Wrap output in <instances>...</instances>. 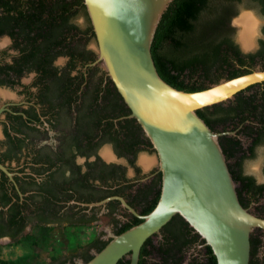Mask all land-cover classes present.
<instances>
[{
    "label": "flooded vegetation",
    "instance_id": "af4514ba",
    "mask_svg": "<svg viewBox=\"0 0 264 264\" xmlns=\"http://www.w3.org/2000/svg\"><path fill=\"white\" fill-rule=\"evenodd\" d=\"M243 1L237 3L238 12ZM247 1L264 18V3ZM79 17L74 21L80 33L71 44L78 52L50 55L44 68L25 62L8 75L0 74L13 82L0 84V88L16 93L0 105V161L12 174L0 168V241L28 235L37 225L92 227L88 241L39 264L90 262L115 235L142 219L159 201L163 188L156 149L131 116L103 64L96 63L98 51L89 42L94 40L97 49V36L89 30L86 18ZM230 25L235 31L232 20ZM2 37L10 44L0 51V66H12L19 51L10 35ZM232 43L236 69L264 70V23L252 48L245 49L235 37ZM262 88L264 82L242 93ZM240 92L221 103L232 112L214 131L220 134L240 202L264 219V137H260L264 108L251 114L240 107ZM153 154L157 159L149 166L138 162L141 155L152 159ZM260 156L262 178L258 179L251 165ZM181 223L177 218L150 237L141 248L138 264H213L206 240L194 230L183 231ZM250 241L251 264H264V228L256 227ZM131 263L128 253L117 264Z\"/></svg>",
    "mask_w": 264,
    "mask_h": 264
},
{
    "label": "water",
    "instance_id": "95a60500",
    "mask_svg": "<svg viewBox=\"0 0 264 264\" xmlns=\"http://www.w3.org/2000/svg\"><path fill=\"white\" fill-rule=\"evenodd\" d=\"M173 0H85L98 41V59L156 149L163 188L143 221L115 235L86 264H138L144 243L181 215L210 245L218 264H250L251 234L264 219L240 202L219 136L197 113L264 82V70L223 79L194 92L159 74L151 46ZM241 28V27H240ZM0 168L12 174L0 161ZM105 200L104 202H106Z\"/></svg>",
    "mask_w": 264,
    "mask_h": 264
},
{
    "label": "trees",
    "instance_id": "16d2710c",
    "mask_svg": "<svg viewBox=\"0 0 264 264\" xmlns=\"http://www.w3.org/2000/svg\"><path fill=\"white\" fill-rule=\"evenodd\" d=\"M240 1H172L162 16L151 46L157 70L168 84L179 90L194 92L223 79L253 71L240 72L236 69L235 55L231 53L235 46L232 43L234 29L230 23L232 17L238 14L236 7ZM259 1L264 3V0ZM79 16L86 18L89 30L93 31L85 0H0V37L10 35L14 39V47L19 51L12 66H0V74L8 75L9 70L19 69L25 62H34L44 68L50 55L78 52V47L71 44L80 33V26L74 21V17ZM0 84L13 82L0 78ZM114 86L118 92L116 84ZM242 92L238 99L240 107L248 108L251 114L258 108H264V88L247 94ZM231 112V107L221 103L197 111L213 130L216 125L225 124ZM108 125H113V122L108 121ZM260 137H264V133H260ZM157 203L149 207L146 214ZM176 216L168 225L181 218L182 230L196 231L182 216ZM11 219L12 222L16 220V212ZM142 221L136 220L119 234ZM209 251L213 264H218L210 245Z\"/></svg>",
    "mask_w": 264,
    "mask_h": 264
},
{
    "label": "rangeland",
    "instance_id": "374dc122",
    "mask_svg": "<svg viewBox=\"0 0 264 264\" xmlns=\"http://www.w3.org/2000/svg\"><path fill=\"white\" fill-rule=\"evenodd\" d=\"M248 5L249 2L244 0L240 5L238 14L232 18V23L235 27L234 37L243 47L244 45L240 38L243 29L239 21L242 15L244 13H251L258 19L259 25L254 39L258 35L259 27L264 23V18L258 15L256 9L250 8ZM78 23L81 27L85 25L84 19L81 17L78 18ZM9 44L10 42L7 37L0 38V51L8 48ZM89 46L97 52L94 40L89 42ZM14 97H16V93L10 89L0 88V105ZM141 158L142 155L139 157V163H142ZM152 159H157L156 154H153ZM262 159L260 156L257 163L251 165L252 171H254L258 179L262 178L259 170V163H261ZM29 230L30 227H28L27 231ZM91 230L92 227H43L37 225L28 235L14 240L5 239L0 241V264H39L46 262L51 257L67 253L88 241Z\"/></svg>",
    "mask_w": 264,
    "mask_h": 264
},
{
    "label": "bare ground",
    "instance_id": "6f19581e",
    "mask_svg": "<svg viewBox=\"0 0 264 264\" xmlns=\"http://www.w3.org/2000/svg\"><path fill=\"white\" fill-rule=\"evenodd\" d=\"M242 25V33H241V41L246 48H250L253 46L254 42V35L256 33V30L259 25L258 19L251 13H244L239 20ZM104 153L107 157H111V154L109 152V149H105ZM142 163H144L146 166H149L153 159L148 158L147 156H142L141 158Z\"/></svg>",
    "mask_w": 264,
    "mask_h": 264
}]
</instances>
